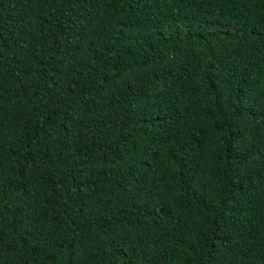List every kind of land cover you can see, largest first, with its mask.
Here are the masks:
<instances>
[{
	"label": "trees",
	"instance_id": "16d2710c",
	"mask_svg": "<svg viewBox=\"0 0 264 264\" xmlns=\"http://www.w3.org/2000/svg\"><path fill=\"white\" fill-rule=\"evenodd\" d=\"M0 264H264V0H0Z\"/></svg>",
	"mask_w": 264,
	"mask_h": 264
}]
</instances>
